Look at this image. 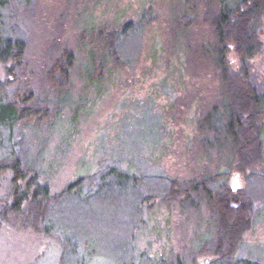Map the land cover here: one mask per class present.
I'll return each mask as SVG.
<instances>
[{
	"label": "trees",
	"instance_id": "1",
	"mask_svg": "<svg viewBox=\"0 0 264 264\" xmlns=\"http://www.w3.org/2000/svg\"><path fill=\"white\" fill-rule=\"evenodd\" d=\"M202 1L186 0L185 10L197 14ZM212 1L215 10L207 21L214 43L204 45L201 52L217 66L219 98L200 115L197 127L203 135L204 157L217 151L227 170L183 186L168 176L136 175L112 163L55 194L41 167L43 137L62 129L67 107L73 125L87 106L86 96H80L79 103L74 100L77 81L84 94L102 96L121 71L140 61L152 15L144 11L137 21L117 27H86L78 35V52L63 47L46 69V89L38 92L31 81L33 73L27 77V41L11 23V12L7 16L11 0H0V60L16 64L11 71L16 87L9 91L0 84V227L31 226L52 239L60 247L58 264H91L97 258L113 264H175L136 250V232L144 223L142 207L157 199L196 193L202 194L214 223L210 235L198 239L194 257L213 256L211 264H257L234 256L250 228L255 203L244 188L233 190L229 180L232 169L249 178L264 163V81L256 82L250 62L261 51L258 27L264 7L260 0ZM181 21L178 32L194 22L185 14ZM230 53L240 62L238 68L228 60ZM29 135H40L36 155L24 148ZM190 263L197 264L194 259ZM176 264L185 261L178 259Z\"/></svg>",
	"mask_w": 264,
	"mask_h": 264
},
{
	"label": "rangeland",
	"instance_id": "2",
	"mask_svg": "<svg viewBox=\"0 0 264 264\" xmlns=\"http://www.w3.org/2000/svg\"><path fill=\"white\" fill-rule=\"evenodd\" d=\"M260 1L264 7V0ZM185 2L11 0L7 16L11 12V23L27 41V77L33 73L31 81L38 92L46 89V69L63 47L78 52V35L86 27H117L137 21L144 11L152 15L140 61L121 71L116 84L102 96L84 94L77 81L74 100L86 96L87 106L79 111L73 125L69 123L73 113L67 107L62 129L41 135L46 140L41 167L47 172L53 193L112 163L136 175L168 176L181 185L227 170L217 151L204 157L200 149L203 135L197 127L200 115L219 98L217 66L201 52L204 45L214 43L207 18L214 13L215 4L203 0L197 14H190ZM184 14L194 22L185 32H178ZM258 31L261 51L250 62L253 77L260 83L264 81V15ZM227 57L234 67L240 66L233 53ZM14 65L11 60H0V84L9 91L16 87L11 72ZM26 137V152L36 155L40 135ZM246 173L251 174V170ZM229 182L236 190L244 188L255 203L250 228L234 256L264 264V163L249 178L232 169ZM188 197L143 204L144 223L136 232L139 253L175 264L178 259L185 264L193 259L197 264L214 261L207 254L194 257L198 239L209 234L214 221L201 201L202 194ZM59 258V245L31 226L0 227V264H58ZM91 264L113 263L97 258Z\"/></svg>",
	"mask_w": 264,
	"mask_h": 264
},
{
	"label": "water",
	"instance_id": "3",
	"mask_svg": "<svg viewBox=\"0 0 264 264\" xmlns=\"http://www.w3.org/2000/svg\"><path fill=\"white\" fill-rule=\"evenodd\" d=\"M236 188L235 187H233V190H235Z\"/></svg>",
	"mask_w": 264,
	"mask_h": 264
}]
</instances>
